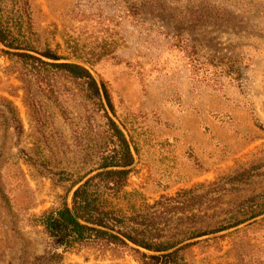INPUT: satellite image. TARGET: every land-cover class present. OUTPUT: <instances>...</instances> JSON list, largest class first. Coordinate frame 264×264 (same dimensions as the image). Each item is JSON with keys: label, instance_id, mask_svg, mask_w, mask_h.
Masks as SVG:
<instances>
[{"label": "rangeland", "instance_id": "obj_1", "mask_svg": "<svg viewBox=\"0 0 264 264\" xmlns=\"http://www.w3.org/2000/svg\"><path fill=\"white\" fill-rule=\"evenodd\" d=\"M0 27L28 46L0 40V264H140L179 249L168 264H264V0H0ZM193 40L239 56L241 86L198 81ZM15 53L86 66L108 109L84 79ZM109 112L128 166L103 167L120 152ZM120 167L118 188L97 177ZM87 178L104 209L175 245L58 246L41 215Z\"/></svg>", "mask_w": 264, "mask_h": 264}, {"label": "trees", "instance_id": "obj_2", "mask_svg": "<svg viewBox=\"0 0 264 264\" xmlns=\"http://www.w3.org/2000/svg\"><path fill=\"white\" fill-rule=\"evenodd\" d=\"M211 16V13H207L202 17L206 19ZM0 40L9 47L28 49V46L22 47L16 40L10 39L1 27ZM193 42L195 45L191 46L194 51V53L192 52L193 54L191 57V63L193 64L192 71L195 70L193 74L198 76V81L218 84L219 87L222 88L223 83L229 79L228 83L232 81L241 86L242 78L245 75V69L244 66L241 65V58L239 56L233 54H205V52L199 54L197 52V41L193 40ZM199 44L202 45V41L199 42ZM205 47L209 49L208 46ZM42 54L50 59H60L59 55L50 50ZM14 55L22 59L41 62L45 65L63 69L73 77L84 79L88 83L90 90L102 105L98 83L92 73L83 65L73 62L51 63L43 61L29 53H15ZM199 70H201V73H199ZM103 88L109 105L113 109V105L104 83ZM106 116L111 128L114 130V133L119 140L120 152L117 151L116 156L107 161L103 167L113 165L123 167L128 166L132 162V156L128 145L116 123L112 121L107 114ZM127 173L128 171L125 169L105 170L99 173L97 177H104L105 180L117 181L118 183H115V186L118 188L122 185L121 182L124 181ZM92 180H87L74 191L72 209L77 217L73 215L72 209L67 202L57 210L44 212L41 215L42 223L46 232L54 238V242L58 246L70 247L78 244L83 246H97L99 248L114 245L128 247L126 241H129L139 247L162 252L175 245L169 241L154 240L147 226L143 224L142 227L141 221H138L137 217L139 216H119L112 211L104 209L101 203L91 194L90 183ZM177 202L179 203L180 201L175 198H164L163 202L160 201L157 202V204H164L166 209H170L172 208L170 205ZM141 218H143V216ZM137 223H140L141 225ZM113 231H116V233ZM131 250L139 254L138 251L134 249ZM180 250L181 249L170 251L168 253H160L159 255L147 256L141 254L138 262L140 264H157L158 262L160 264H168L171 260L175 259L176 254Z\"/></svg>", "mask_w": 264, "mask_h": 264}, {"label": "water", "instance_id": "obj_3", "mask_svg": "<svg viewBox=\"0 0 264 264\" xmlns=\"http://www.w3.org/2000/svg\"><path fill=\"white\" fill-rule=\"evenodd\" d=\"M82 65V64H81ZM84 66V65H83ZM84 67H86V66H84ZM87 68V67H86ZM88 69V68H87ZM89 70V69H88ZM90 71V70H89ZM98 86H99V90H100V93H101V95H102V98H103V101H104V104H105V107L108 109V105H107V102H106V99H105V97H104V94H103V90H102V85L100 84V83H98ZM109 111V110H108ZM110 113V112H109ZM110 115H111V117L114 119V121L116 122V124L117 125H119L118 124V122L116 121V119L114 118V116L110 113ZM119 127L122 129V131L125 133V131L123 130V128L119 125ZM128 139V138H127ZM123 167H120V169H122ZM88 180V178L86 179V180H84L81 184H83L84 182H86ZM80 184V185H81ZM80 185H78L77 187H76V189L80 186ZM75 189V190H76ZM74 190V191H75ZM74 193V192H73ZM69 206L71 207V209H72V201H71V203H69ZM72 213H73V215L75 216V217H77V215L75 214V212L73 211V209H72ZM114 233H116V231H113ZM129 242V241H128Z\"/></svg>", "mask_w": 264, "mask_h": 264}]
</instances>
